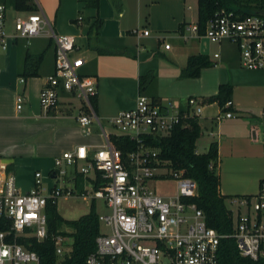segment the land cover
Returning a JSON list of instances; mask_svg holds the SVG:
<instances>
[{"label":"built area","instance_id":"built-area-1","mask_svg":"<svg viewBox=\"0 0 264 264\" xmlns=\"http://www.w3.org/2000/svg\"><path fill=\"white\" fill-rule=\"evenodd\" d=\"M37 9L38 12L29 13L27 17L17 18L15 31L19 38L45 35L54 43V71L45 78L40 90V107L46 113L57 111L63 99L69 102L68 105L78 102L80 105L74 119L79 128L89 136L95 124L103 145L97 149L77 146L54 159V178L65 175L63 166L71 167V181L75 182L77 175L83 176L82 191L78 195L76 189L45 190L39 172L35 173L32 189L21 193L15 186L13 175L6 173L2 166L0 219L11 222L10 230L15 237H33L43 242L48 237L45 215L48 201L57 203L59 199L74 197L84 201L102 199L108 213L98 214L99 235L95 250L88 255L85 264H218L221 236L207 226L202 211L190 202L198 195L196 182L181 171L170 170L169 177L174 179L175 191L168 197L158 195L152 189V183L166 176L159 173L165 168L157 158L159 150L144 141L147 137L168 135L179 125L187 127L188 120L201 116L202 99L189 97L183 105L163 104L138 94L132 109L121 111L108 120L111 131H107L91 104V99L97 95L96 82L79 75L84 61L76 56L75 39L56 34L38 5ZM4 10L0 4L2 49L6 48ZM191 30L200 36L196 26ZM142 35L148 36L149 32L143 31ZM201 37L212 43H230L237 50L241 68L264 71V14L239 17L234 12L220 10L207 22ZM168 48L165 45V49ZM20 82L24 80L20 79ZM22 102V97L18 96L17 110ZM231 107V101L226 102L216 120L233 117L228 110ZM112 136L127 138L137 147L123 156L112 142ZM97 178L101 179L103 186L94 190L92 182ZM84 184L90 187V191ZM240 205L247 211L243 216L238 211L236 219L233 217V233L229 237L235 241L241 257L258 261L264 258V184L256 196L242 198ZM7 235L9 232L0 233V264H40L35 252L16 242H6ZM68 239L62 236L52 238L59 260L69 256L71 245L67 243Z\"/></svg>","mask_w":264,"mask_h":264},{"label":"crops","instance_id":"crops-1","mask_svg":"<svg viewBox=\"0 0 264 264\" xmlns=\"http://www.w3.org/2000/svg\"><path fill=\"white\" fill-rule=\"evenodd\" d=\"M190 1H194L193 14L191 6L186 5L187 0H99L96 9L88 7L86 0H40L41 4L36 0V3L44 16L52 20L56 34L75 39L76 56L84 61L79 75L95 80V113L102 120L132 109L138 94L146 96L147 90L151 99L169 100L160 90L162 83L209 81L214 90L210 96L217 93L219 85H231V109L237 118L217 121L218 115L202 111L198 121L209 137L217 138L220 194L245 195L246 191L234 183L226 186L227 193L223 192L225 173L221 156L226 149L230 155L227 163L241 165L261 148L264 71L241 68L237 50L230 43H212L197 36L191 30L197 22V0ZM96 19L102 21L98 44L110 52L106 55H98L88 45L87 32ZM143 21L151 30L148 36H143V31L138 29ZM165 40L175 41L174 47L165 49ZM196 55L207 56L214 67L203 70L198 79L180 80L187 59ZM27 65L37 76L24 80L19 74ZM53 71L54 43L45 35L30 39L10 35L6 38V48L0 46V169L3 166L6 173L13 175L21 193L30 191L35 173L50 170L54 159L62 153L73 151L77 146L97 149L103 145L99 130L94 134L92 130L89 136L82 133L68 112L66 99L57 111L42 110L40 90ZM147 74H153L154 81L141 93L139 78ZM18 96L23 99L20 110L16 108ZM72 118L76 127L58 125ZM90 137L99 140L94 144ZM234 155L238 159H233ZM50 178L54 179L52 171Z\"/></svg>","mask_w":264,"mask_h":264},{"label":"trees","instance_id":"trees-1","mask_svg":"<svg viewBox=\"0 0 264 264\" xmlns=\"http://www.w3.org/2000/svg\"><path fill=\"white\" fill-rule=\"evenodd\" d=\"M119 0H115L118 2ZM99 0H86V5L96 9ZM5 9L16 12L33 13L37 10L34 0H0ZM234 12L239 17L264 14V0H197V22L198 35H203L207 22L215 17L220 11ZM102 21L96 19L87 32L89 47L98 55H106L110 52L98 44V32ZM214 67V63L203 55L190 56L185 68L181 71L180 79H198L205 69ZM24 80L36 77V72L29 70V65L20 72ZM154 81L153 74H147L139 78V91L143 93ZM233 87L229 84H221L215 95L203 98V104H216L221 110L226 102L231 101ZM159 101L157 99H153ZM95 109V98L91 99ZM232 111L231 108L228 109ZM188 126H176L165 136L151 138L147 137L145 144L157 148V158L161 166L173 171H181L187 178L194 180L197 184L198 195L190 200L202 211L206 224L214 229L221 239L218 244V264H264V258L252 261L241 257L238 253L235 241L229 237L233 233V215L225 206V196L220 194V178L215 174V162L218 160V145L211 143L206 153L196 152V142L202 135V126L198 119L187 121ZM114 145L122 152L123 156L136 149L135 142L124 137H111ZM9 169V166H7ZM84 178L77 175L75 178V189L82 191ZM264 184L260 182V188ZM93 189L97 190L103 186L101 179L92 182ZM249 197V196H245ZM244 198V197H243ZM95 200L90 201L89 212L77 220H65L57 211V203L47 202L45 215L47 219V235L43 242L35 238H25L14 235L11 232V222L0 219V233H7L5 241L16 242L25 246L28 250L35 252L40 259V264H85V261L95 250V240L99 235L98 214L95 210ZM69 228L71 232H65ZM62 236L72 239L69 256L59 260L55 254L53 237Z\"/></svg>","mask_w":264,"mask_h":264},{"label":"rangeland","instance_id":"rangeland-1","mask_svg":"<svg viewBox=\"0 0 264 264\" xmlns=\"http://www.w3.org/2000/svg\"><path fill=\"white\" fill-rule=\"evenodd\" d=\"M193 2L194 1L187 0V4H186V5L191 6V10H190L191 14L195 12V6L193 5ZM38 3L41 4L40 0H38ZM35 12H38V9ZM28 14L29 13L27 12H16L12 9L4 10L3 31L6 35V38L7 36H10V35L13 37L17 36V32L15 31V21L19 17H27ZM47 19L49 20L51 26L53 27L52 20L49 19L48 17ZM193 21L195 22L196 19H194ZM141 25L143 26L138 28L140 31H147L149 33L151 32L146 22L143 21ZM144 28L145 30H143ZM165 44L173 48L175 41L165 40ZM207 75L210 76V74H207ZM208 78L209 77H207L206 79ZM180 80H186V79H180ZM210 86L211 85L209 81L197 82V81L189 80L183 83L171 82V85L168 83H162L160 85V90L163 96L170 100L169 101L165 99L162 101V103L166 104V103L171 102L176 105H180V104L183 105L185 99L188 97H194L197 99H201V96L209 97L210 95H212L210 93H213L212 91H214L211 88L212 86L211 87ZM145 93H146L145 94L146 96L149 95L148 90ZM197 93H203V94H197ZM178 100H183V101L178 103ZM79 105L80 104L76 101L70 102V105H67L68 112H70L69 113L70 116H75ZM202 111L203 113H214L216 115L222 114L216 104H210V105L204 104ZM231 113L233 115V118H237L235 113H233L232 111ZM98 118L100 117L98 116ZM101 123L107 131H111V127L108 123V120L105 121L101 119ZM58 125L62 127L63 126L64 127H76V125L73 123V118L72 120L71 119L65 120L63 121V123H60ZM92 130H93L92 134L98 131L95 124L92 126ZM250 136L252 135L250 134ZM90 140L92 141L91 143L95 144L98 142L99 139L97 137L96 138L90 137ZM216 141H217L216 137L215 138L209 137L208 132L202 129V135L196 142V152H198V154L206 153L209 148V145L211 143H216ZM259 141H260L261 148L256 153H253V155H251V158H249V160H247L245 164H241V165L234 164V163L228 164L227 160L230 157V155L229 153L225 151L226 149L223 150L222 152L223 154L221 156L222 157L221 159L223 160V171L225 173V178L223 179V185L225 186V189L223 190V192L225 191L227 193L228 190H226V186L228 184L233 185V183L240 186V189L246 191L245 195H241V194L223 195L225 196V206L229 211L233 213L234 219H236L238 211H240L242 216L247 211L243 206L240 205L242 198L245 196H249V197L256 196L260 190V182L264 183V137L260 138L259 136ZM233 159H238V158L235 157L234 155ZM79 164L81 163L79 162ZM218 164H219V160H217V162H215L214 164L215 166L214 172L220 178V169L218 168L219 166ZM62 168L65 170L66 173L60 178H54V179L50 178V171L54 169V165H52V168L50 170L41 173L42 174V185L45 190L49 189L50 187H51L50 189H53V188L75 189L74 181L70 180V176L73 174L71 167L63 166ZM159 173L162 175H166V176L163 178L155 179V182L152 183V189L158 195H161L164 197L171 196L175 191V183H174V179L169 177V175H171L170 170L165 168L159 171ZM221 180H222V177H221ZM84 187H86V189L90 191V187H88L86 184H84ZM78 193L80 192L76 191L77 195ZM90 201L91 200L84 201L78 197H74V198L67 199V200L59 199L57 201V211L59 215L65 220H77L78 218H80L81 216L89 212ZM94 202H95V210L97 214L103 215V214L108 213V209L106 208L104 201L102 199H97ZM64 230L65 232H71L69 228H64ZM67 243L71 245L72 239L69 238L67 240Z\"/></svg>","mask_w":264,"mask_h":264}]
</instances>
